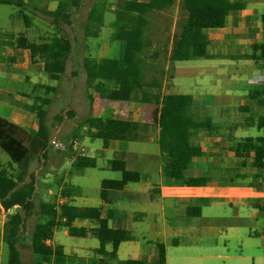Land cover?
Here are the masks:
<instances>
[{"label":"crops","instance_id":"0c3cea01","mask_svg":"<svg viewBox=\"0 0 264 264\" xmlns=\"http://www.w3.org/2000/svg\"><path fill=\"white\" fill-rule=\"evenodd\" d=\"M28 1L22 0L18 5L23 21L25 14L22 9L29 3ZM235 1L240 2L242 7L226 17L224 27L204 30L207 41L205 57L176 58L173 61L176 70L177 60H203V63L196 67L197 80L193 93L174 94L192 95L193 101L187 108V114L197 122L208 117L215 125L211 131L203 129L193 131L191 145L196 148L198 154L192 157V164L184 171V178L170 181L163 176L162 169L169 163V159L160 154V150L161 147L173 145L174 140L160 141L157 129L154 128L149 138L144 141H109L107 147L102 144V155L91 157L95 163L98 158H103L106 168L110 160H123L126 170L140 174L138 182L128 183L122 190L109 191L105 202L100 198V191L98 194H93L90 188L82 189L80 186L69 185L72 192V206L102 207V214L107 219L109 227L123 228L127 231L128 238L119 245L117 251V258L120 261L138 259L146 264H162L158 261V245L163 244L165 249L163 264H264V214L256 208L255 199L246 196L208 198L221 200L233 208L234 212L205 217L202 215V210L199 216H188L186 211L188 207H201L198 201L206 198L163 195L164 188L180 187L184 185L185 178L189 177H203L206 187L247 188L252 192L264 194V171L258 169L255 164V151L243 150L239 157L234 151L236 144L248 139L252 147L257 146L258 140H264L261 131L264 129L262 125L264 87L253 80L255 76L264 73V63L256 53H253L254 56L248 54L252 47L264 44V0ZM115 3L121 4V1L115 0ZM179 6L180 0H176L169 8L147 13L149 22L143 36L153 46L166 47L165 70L169 65ZM57 7L58 2L52 0L49 5L42 0V4L38 5V16L41 18L40 14L46 15ZM110 10L114 13L117 11L112 25L114 22L119 25H131L136 21L137 15L134 12H127L115 6ZM67 11L75 13L73 7ZM24 23V28L0 26V73L5 75L6 83V86L0 88V118L30 131L34 116L24 107L31 105L34 99L27 98V102L20 105L9 100H13L16 93L19 95L17 83H20L19 86L25 84L37 68V65L32 66L34 64L31 61L38 60V56L32 57L31 49L39 45L38 36H27L26 29L31 26L28 17L27 22ZM67 26L75 27L74 16L71 25ZM72 34L71 38L61 37L71 41L74 36L77 37V28L73 29ZM71 43L74 53L75 42L71 41ZM48 64L44 62L40 64L44 68L43 72H53ZM11 65L17 68H10ZM22 68L26 74H19ZM95 82L94 79H87L91 87ZM165 83L166 78L161 93H173L171 81L169 89L165 87ZM73 85L74 83L71 87ZM143 91L142 88L134 89L128 103L100 98L96 100L98 96L88 91L87 94H81L84 99H80L81 102L88 103H69L70 107L76 108V114L72 119L79 120L78 125L86 118L94 117L93 110L97 108L101 113H105V116L95 117L152 123L156 105L151 102L134 103L138 99L141 100ZM148 92L151 95L153 90ZM159 108L160 104H158ZM84 129L82 133L88 138L87 129ZM137 143H150L153 149L149 151L147 147ZM30 152L38 153L37 139L31 140ZM76 157L71 159L70 166L73 168ZM80 173L83 174L82 171ZM244 208L247 211L240 213ZM73 226L93 227V224L88 221H75ZM220 227L227 228V235L214 233ZM243 230L247 233H243ZM66 232L67 230H64L65 234ZM199 235V238L195 237ZM88 237L90 236L80 238ZM53 244L63 246L65 254L76 258L94 256V250L99 246V242L98 244L85 242L69 245L71 249L67 250L68 245L64 246L55 241ZM73 248L75 251L83 250L77 255L72 254ZM107 250H110V246H107Z\"/></svg>","mask_w":264,"mask_h":264},{"label":"trees","instance_id":"16d2710c","mask_svg":"<svg viewBox=\"0 0 264 264\" xmlns=\"http://www.w3.org/2000/svg\"><path fill=\"white\" fill-rule=\"evenodd\" d=\"M83 0H61L56 10L47 13L52 17V22H60L71 25L75 13L67 10L70 7L75 12L81 8ZM107 0H96L88 11L83 34L88 38L98 37L105 26L104 13ZM121 9L134 12L137 17L131 25H119L113 23L112 39L126 43L122 58H101L95 60L83 57L81 71L86 79H94L92 92L100 99H107L118 103H128L132 98V92L136 88L144 89L141 94V102H151L156 105L152 123H141L119 119H103L101 117H88L78 124L77 130L87 128V136L90 139H100L104 147L109 141H144L149 138L150 132L157 129L160 141L173 139L174 144L161 147L160 154L169 159V163L162 169V174L170 181L184 178V171L192 164V157L198 154L191 145L192 133L196 129L213 130L215 125L210 118L195 121L187 114V108L193 99L190 94L161 93L163 82L155 76L146 75V64L155 61L162 55L166 59V47L153 46L144 39V31L148 25L147 13L161 11L174 5L176 0H120ZM22 0H0L3 5H20ZM64 7V8H62ZM242 4L235 0H180L177 28L174 33L170 59L167 70L161 68V78H166L165 87L169 89V82L173 79V61L176 58L193 59L207 55V41L204 30L207 28H222L226 17L233 11L241 9ZM27 22V16L23 15ZM51 22V23H52ZM264 22V17H263ZM59 25V24H58ZM21 40V39H19ZM161 51V52H160ZM72 52V43L65 37H51L42 45L31 49L33 55L38 56V61L52 65L64 66L67 56ZM260 56L264 63V44L252 47L251 56ZM167 71V72H166ZM54 77L56 75H53ZM109 83V85H107ZM149 90H153L150 95ZM44 103H32L24 108L33 114V124L30 131L0 118V154L8 159L5 167H0V214L9 212L8 220L4 223V243L9 249L8 264L19 263L17 241L19 232L23 226L25 217L34 207L33 195L35 192L34 180L23 182L27 170L24 161L30 153L31 140L40 138L45 147L48 142V134L44 123L46 109ZM264 102V101H263ZM158 104L160 108L158 109ZM264 126V119L262 120ZM76 137V136H75ZM250 140L238 143L234 147L236 156L246 149L255 151V164L258 169L264 171V140H258L257 146L249 145ZM73 166L77 169H94L96 163L93 159L77 156ZM108 170L118 172L119 179H103L100 183V198L105 202L111 190H122L128 183L138 182L140 174L128 171L125 162L121 159L108 161ZM165 197L179 198H212L234 196H246L256 200V208L264 214V194L252 192L247 188L205 186L203 177L185 178L184 185L163 189ZM39 211L48 216L46 222L35 225L31 236V247L37 257L36 264H50V262L77 261L78 264H146L142 260L127 259L120 261L117 258L118 247L128 238V233L123 228H111L107 219L103 216L102 207L73 206L64 209L65 221L57 220V212L53 204H40ZM188 216H199L200 207H188ZM59 221V222H58ZM75 221H88L93 227H75ZM56 229H67L74 237L92 236L99 242L94 250V256L76 258L67 255L63 246L54 245L53 249L45 244L52 239ZM110 246V250H107ZM158 261L165 262V249L163 244L158 245ZM78 259V260H77Z\"/></svg>","mask_w":264,"mask_h":264},{"label":"rangeland","instance_id":"374dc122","mask_svg":"<svg viewBox=\"0 0 264 264\" xmlns=\"http://www.w3.org/2000/svg\"><path fill=\"white\" fill-rule=\"evenodd\" d=\"M45 1L50 5L52 0ZM53 1L57 3L61 0ZM95 1L96 0L82 1L83 6L78 9L74 15L75 27L67 26L62 22L58 23L59 25L54 24L52 22V17L48 15L40 14V18L38 16V5L42 4V0H29V3L24 5L22 9V12L28 17L31 23V26L26 29V35L29 37L37 35L39 45H42L47 39L58 35L69 36L71 38L73 29L76 28L77 37L74 36L73 39H71L72 42H75L74 53L71 52L67 56L64 66L60 64L56 66L48 64L50 70L53 72L47 73L42 71L44 68L40 65L42 63L41 61H31V63L34 64L32 66L37 65L36 70L32 73L33 75L30 76V79L33 78L34 80L29 79L25 84H21L20 86L18 82L19 95L16 93L17 96L14 95L13 100L7 97L10 102L16 103L17 105L26 103L27 98H30V100L34 99L32 103H44L42 102L43 99H46L47 101L45 103H48L44 106L46 109L44 123L48 134V142L44 147L43 141L38 138V153L30 152L23 164L27 170L23 182H28L31 179L34 180L35 192L33 195L34 207L29 215L25 217L23 226L18 235V264H36L37 257L31 247V236L37 223L46 222L49 219L48 216H44L40 213L39 205H55V197L48 194V188L54 190L56 193L59 190L65 198L68 197L70 199V201L68 199V203L65 204V209L67 205L73 207L71 201L72 192L69 185L80 186L82 189L84 187L90 188L93 190V194H98L100 191V183L103 179H119L118 173L112 172L105 167L106 162L103 158H98L96 162L97 167L94 169L88 168L77 171V169L70 166L71 159L74 156L79 155L91 158L92 156L97 154L102 155L103 153L101 152L102 141L100 139L91 140L88 136V138H86L82 130H77V123L79 120L76 118L72 119L74 114H76V108L70 107L69 103H88L86 101H80V99L83 98L81 94H87L88 91H92V89L90 90L92 87L87 83L86 76H84V73L81 71L82 58L87 56L95 60L101 58L120 59L123 57L126 48L125 42L112 39L114 29L112 21L117 11L114 13L113 10L111 11L110 9H113L114 6L115 8L121 9V4L115 3V0H107L105 2L106 11L104 13V21L106 24L101 29L98 37L88 38L84 36L83 26L88 11ZM19 8L20 6L17 5L0 4V26L5 25L9 27L12 26L13 28H24L25 23L22 20V16H20ZM76 15L78 16L76 17ZM35 45L37 44H34V46ZM202 61V59L177 60L175 63L177 69L173 71V79L171 80V91L173 93H193L197 80L196 67L201 65L203 63ZM165 66L166 59L162 56L155 61H148L145 66L146 75L148 77L155 76L163 82L164 77L161 78L160 70L161 68L165 70ZM9 67L17 68L14 65ZM19 74H26V71L22 68ZM53 75L56 76L54 77ZM73 76H75V78H73ZM0 80V88L6 86L5 75L2 73H0ZM72 83H74L72 86L73 88L71 87ZM93 94L97 96L95 93ZM95 99L99 100V98ZM29 102L28 100V103ZM140 102V99L134 101V103ZM145 108H147L146 105ZM94 109L96 111L93 110V116H105V113H101L97 108ZM83 131H85L84 128ZM261 131L262 134H264V129ZM137 144L142 147H147L149 151L153 149L150 143ZM96 148L98 149L96 150ZM7 159L5 155L0 154V167L6 166ZM81 171L83 174L80 173ZM76 172H78V174ZM198 204L201 205L202 215L205 217L211 216L212 214L226 215L234 212L233 208H230L228 204L221 200H209L206 198L198 201ZM14 211L15 209H12L9 212L3 211L0 214V264H8L9 262V249L3 241L5 234L4 223L8 220V215ZM246 211L247 209L244 208L240 210V213ZM56 214L57 220H60L58 213ZM64 230L67 229L55 230L51 245L54 246L53 242L55 241V243H60L64 246L68 245L67 250H70L71 248L69 245H76L78 243L89 242L91 244H98V240L92 236L87 239L73 237L68 230L65 234ZM218 232L220 235H227V228L220 227L218 230L214 231V233ZM243 233H247V231L243 230ZM195 237L199 238L200 235ZM77 250L79 251H75V248H73L71 251L72 254H81L80 252H82L83 249Z\"/></svg>","mask_w":264,"mask_h":264},{"label":"built area","instance_id":"2783aa9c","mask_svg":"<svg viewBox=\"0 0 264 264\" xmlns=\"http://www.w3.org/2000/svg\"><path fill=\"white\" fill-rule=\"evenodd\" d=\"M253 80L264 87V73L261 75L255 76ZM47 192H48V194L55 197V210L58 213L60 220L65 221L64 216H61V214H63V212H64V206H65V204L68 203V199L65 198L59 190L56 193V192H54V190L48 188ZM51 240L52 239H48L47 241H45V244L53 249V245H51ZM50 264H78V263L72 262L69 260L64 261V262H55L52 260V262H50Z\"/></svg>","mask_w":264,"mask_h":264}]
</instances>
